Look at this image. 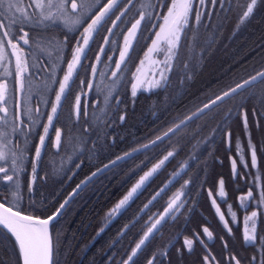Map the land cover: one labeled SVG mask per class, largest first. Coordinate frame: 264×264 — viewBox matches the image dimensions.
Instances as JSON below:
<instances>
[{"label": "trees", "instance_id": "obj_1", "mask_svg": "<svg viewBox=\"0 0 264 264\" xmlns=\"http://www.w3.org/2000/svg\"><path fill=\"white\" fill-rule=\"evenodd\" d=\"M149 1V4L144 7L145 19L142 28L129 56L130 60L128 61V71L135 63L150 36L149 26L151 22L163 9L159 8L157 0ZM149 5H156L155 10H153V8ZM262 5L263 9L261 8ZM257 6H259L256 9V11H259L258 14L252 19L248 20V23L244 26V29H242L241 32H238L237 34H232L235 20H232L231 22H229V24H227L224 19L220 20V17L219 20L217 19L216 15L218 13L216 12L215 15L211 16L210 21L206 23H202L200 25L197 24L196 26H193L192 24L186 26L177 48L176 57L174 59L173 67L169 75V83L166 84L165 87H157L149 93L140 92L135 98L131 100L128 97V72L125 76V87L123 88V90L114 91L108 86L105 87L98 83L93 87V90L91 92V98L88 101L89 116L86 119H84L82 116L79 119L74 118V115L72 113V101L75 96L76 89L72 87L54 123V126L59 127L61 130V142L59 148L55 150L51 145L53 140V129V132L48 137V146L42 157L46 163L44 164V167L42 165V167L40 168L41 172H39L38 180L39 183L42 182V187L44 190L39 192L38 196H36V198L40 200L39 206L41 208L35 209L34 207H31L32 200H25L24 197H21L19 200H11L12 198H10V194L14 188L12 185H8L6 188L4 186L5 182L3 181H0V199L3 201H5L6 199V202L12 206L19 207L23 210L24 208H27L26 210L44 215L52 211L56 207L60 196H63L76 181L86 175L94 167L115 156L116 154L124 150L126 151L132 146L145 141L149 138L148 133H150V136H153L163 129L169 127L170 124L196 108L199 104L225 89L228 84H230L229 77L234 74L235 71L240 69L239 66L242 67L246 65L248 62L252 61L253 58L255 59L258 56L257 54H253V58L250 57L246 60H243L246 54L250 53L252 46H256L258 42L264 39V0H259ZM137 10L138 9L136 8L131 9V12L135 14ZM5 15H7L6 12ZM149 15L154 18L148 19ZM214 24H216V29L214 32L225 33L223 40L228 43V46L221 49L220 51L215 52L212 50V52L209 53V49L211 50L213 47L211 46V43L209 42L201 47L197 43V40L200 39L201 33H203L202 39L205 37L204 35L209 34V32L205 31H210L211 28H208V30L206 29L204 31L202 30L204 26L208 25V27H211V25ZM29 26L30 25L26 26L25 28H29ZM17 33L18 31L16 29V34ZM31 36L34 39L43 38V36L40 37L39 35L35 34L33 29L31 30ZM99 37L100 34H98L96 39L94 40L93 46L88 53V57L92 55L93 50H96ZM116 37L119 39L120 35H117ZM28 40V45H24L23 43H21L24 49V52L22 54L26 58L28 65L27 71L24 75L26 76V79L24 80V89H30L33 92L42 89V86L38 85L39 83L34 87L32 85H28L30 81L32 82V79L35 81L40 80L35 74L38 70L42 69L44 76L41 75V80L47 81V84L44 90L39 93L41 94L40 100L46 102V100L48 99V92L51 84L49 76L54 75L56 77V75H58L62 70L64 61L67 58L70 47L73 43V37H68L61 43L53 46V48H46L48 50L41 53L38 46L36 45L41 44L40 40L36 44L34 43V41L30 40L29 36ZM44 40L45 39H41V41ZM212 40H214V38H212ZM217 43L218 42H216V44ZM44 44L45 43H42L41 45ZM26 46H29L30 48ZM178 66H180L182 70L178 71ZM82 68L83 66L80 68L79 72L82 70ZM14 71L15 68L12 66L11 72L7 76V80H9V95L6 97L5 105L8 108V115L10 119L15 114ZM83 75L87 80L86 76L88 75V68L85 63ZM239 79L241 78L238 77L237 80ZM103 82L106 83V85H109L111 80H109L107 75H105ZM259 83L261 84L257 87L251 88V91L253 93L250 95V100L246 104L248 115L247 128L242 123L241 117L239 115L230 117V112L233 111L237 105L241 106L243 104V102H240L238 104V101L241 99V95L239 93H236L230 98H226L223 103H219L213 108L203 112L200 116L204 118L197 124L192 123L190 125L191 129L185 133H196L197 138L194 142L195 145H197L199 141L204 138L203 131L201 132L200 130L207 129L205 128L206 123L220 126L223 129L228 128L231 132L230 141L232 149L230 151L235 156H238V158L240 159V154L236 152V149L234 147L236 143L242 144L244 146V150L246 151L248 164H250L249 148L250 146H255L256 155L259 162H264V107H262L264 106V80H259ZM77 89L79 90V86H77ZM107 92H112L114 97L116 94H122L118 109L113 110L116 120V123L114 124L115 126L111 127V130L108 132L99 131L96 138H99L101 136L104 137L100 138L101 141L99 143V146L102 148H98V150H100L102 154L95 157L93 155L92 160L89 162L92 164V166L86 169V166L84 164L82 166L78 165L74 171L75 175L72 176L70 181H67V183H65V180L67 179V168L71 164L70 160L82 155L81 150L84 148V137L86 131L84 127L95 117L94 110L96 109V107H94L95 105L92 104V100L97 95L100 99L102 95ZM26 97L29 100V96L27 94ZM32 97L33 96H30V100L33 104V108L30 106V102L28 108H32L33 112L31 114L28 113L26 116L25 114L22 115L25 124L31 127V131L25 132L23 134H14L11 143L7 144L11 145L14 143V145L17 146L21 155L22 164L25 166V168L19 169V176L15 173L16 186L19 187V185H21L22 191L28 183L27 174L28 167L30 166L31 161L32 145H22L19 143V141L33 144L36 141L38 134L40 133V129L43 123V119H41L42 115L39 118L37 117V114L35 112L37 103L34 101V99H32ZM194 99V103L191 106H188ZM130 103H137V105L134 109L130 110V108H128ZM252 103L256 104L258 108L254 113L251 109H248V105ZM138 104L140 106H138ZM242 106H244V104ZM43 107L44 105L40 104L41 114L44 111ZM122 112H124V119L126 121H120ZM237 113H240V109H238ZM29 115H31L32 120L35 121V124H32L29 121ZM142 116H147V118L146 120L140 122ZM1 126L2 125H0V127ZM117 127L121 129L119 132L116 131ZM133 131V137H130V139H128L129 133ZM246 133H250V138L248 135H246ZM7 135L8 132L4 136L7 138ZM109 135L112 136L111 140ZM223 135L219 142L222 147L215 149L212 152L213 155H219L222 152L224 155L226 154L227 150L225 149V136ZM119 136L121 137V139H119ZM187 143L189 142L187 141ZM157 147L158 149L161 148V150L157 151ZM167 147L173 148L174 155L182 154L180 153L182 152V148L180 147V145L175 144L174 141L171 140L169 144L166 141L159 142L156 145L143 150L142 152H139L138 154L125 158L124 160L116 163L112 167L98 174L85 186H89L91 182H94V185L97 187L99 192L102 187L106 185L105 189L102 190L99 195H105V197L107 198L105 207L107 206L108 208L124 192L130 181L136 177L140 170H142V168H144V166L148 162H152ZM86 150L89 153H94L93 148H91V150L87 148ZM200 162L201 164L196 169V173H192L190 171L187 172L192 178H190L191 182H193L192 189L195 182L200 181V176L203 175V165H207L208 168L210 167V170L212 169V172H210V178H212V180L214 179V184L219 174L223 177V179L225 177V180L228 183L229 168L226 167L227 162L225 159H221V161H219L218 158H207L206 156H203L202 158L197 160V163ZM136 163H138V165ZM211 164H214V167ZM165 168L166 167H164L163 169L165 170ZM164 174H167V172L164 171L154 176V178L149 183L152 185V188L160 182ZM41 175H44L43 178L45 179V181L41 180ZM61 183H64V186L61 188L62 190L54 191L55 187L60 185ZM110 183H112L113 186L109 185ZM247 184L248 183L243 182V185ZM189 186H187V188H189ZM45 190L48 192H46ZM17 191H15L14 194L18 193ZM168 191L169 190H166V192ZM202 193H205V189L202 191ZM2 194H5L6 197H3ZM54 195H57V197H55ZM234 195L235 194H233L231 198L235 199ZM159 198L157 200H161ZM186 206L187 205H185L184 207ZM246 211L248 212V210ZM246 211H243L245 215L248 214ZM257 211L258 216L256 218V240L261 239L264 241V204L258 205ZM244 213L240 214V221L237 229L235 228V225H233L232 233L230 235H226L223 226L217 220L215 221L216 244H219L221 247H223L219 236L222 234V236L228 243V246L231 245V247L235 249L233 250L237 253L238 256L241 257L244 255L253 257L254 255H256L258 257V249L264 247V244L230 243V238L233 236H236L240 240H242L241 227L243 224V219L245 217ZM132 214L133 205L128 211H126L124 215H122V217L130 219L132 217ZM55 225L56 224L54 223V228ZM62 229L63 231H66L68 237L70 231L73 230V225H69L68 222L65 221ZM82 232L84 234V230ZM0 237L7 243V248L8 250H10V254L7 253L3 244L0 243V264H20V255L13 237L10 236L3 228H0ZM71 242L72 241H70V244ZM73 244H79L78 238H75L73 240ZM68 247L69 245H65L66 250H68ZM1 255L3 258L1 257ZM62 256L63 254L61 253V257ZM70 259V256L65 257L63 259V264H72L73 260ZM173 264L180 263L173 262ZM186 264H190V260L187 261Z\"/></svg>", "mask_w": 264, "mask_h": 264}, {"label": "snow or ice", "instance_id": "obj_2", "mask_svg": "<svg viewBox=\"0 0 264 264\" xmlns=\"http://www.w3.org/2000/svg\"><path fill=\"white\" fill-rule=\"evenodd\" d=\"M118 0H107V3L102 5L99 9L98 14L91 18L92 10L100 4V0H29L27 7L23 6V0H0V60H3L4 54L6 52L5 45H7L11 50V55L14 57V67L16 74L20 77V90H24V75L27 71L28 65L26 58L22 55L24 49L20 47V42L24 45L29 44L28 32L24 31V28L33 23L35 24H45L53 23L57 21L63 22L65 24H70L72 27L79 28L81 24L84 23L86 18H91V22L83 28L81 35V40L77 41V45L71 55V59L66 63V71L62 75V79L57 81L54 75L49 76V80L57 85V90L54 92V100L49 105L47 102L40 100V93L33 94L32 99L37 103L35 112L39 118L42 114L40 113V104H43L45 108H49L50 111L46 116V124L42 127L43 134L39 136L38 144L39 146L35 149V158L39 159L41 155V149L45 145V138L48 135L49 128L53 125L54 119L57 118L58 109L61 107L62 100L66 97L67 92L70 88V82L73 80L74 73L77 67L80 65L81 57L84 53V48L88 45L89 39L92 37L94 32L98 31L101 22L105 20V17L112 12L113 8L116 6ZM257 0H251V3L247 6L246 11L243 13V18H247L249 14L253 12V8ZM194 3H198L200 8L195 12V22L198 24L201 19L202 10L205 7L206 0H171L170 6L167 7L166 15L159 17L162 19L163 24L159 26V31L155 34V39L152 41L151 47L148 48V52L151 53L157 50L158 43L163 42L167 45V51L171 54L173 49H176L179 45L181 39V33L184 28L188 25L190 16L193 12ZM211 3L215 5L216 0H211ZM157 4L160 8L165 7L164 0H157ZM155 10L156 5H149ZM127 11V9H125ZM5 12L7 15H5ZM124 12H121L116 19L119 20L120 16H123ZM149 15L148 19H153ZM145 19L143 13L140 14V18L136 20L135 23L131 25V28L127 30V34L123 37V44L119 50V59L112 65L114 71L111 72L112 77H117V73L122 71L121 65L125 64L126 57L128 56L129 50L132 48V42L136 37V33L139 29L140 23ZM113 27H116L113 23ZM19 29V35L16 34V29ZM111 34V33H110ZM17 42H13V40ZM107 43V40L105 41ZM101 52L103 49L100 50ZM171 55L164 60L163 67L160 69V78H165V73L171 71L170 64ZM11 63V61H8ZM96 62L99 63V57L96 58ZM143 64V61H141ZM141 69L137 68L136 73H140ZM92 76L96 75V68H91ZM31 75V74H30ZM37 78L43 75V70H38L35 74ZM257 78L264 80V72L258 73L257 76H253L251 80H245L243 84H237L236 87L231 88L229 91H225L223 95L217 96L212 100V104H217V101L223 103L225 98H230L232 94L237 92V89H242L245 85L251 84ZM136 82L132 84V95L135 96L137 90V83L140 82L139 76H135ZM84 82L81 81V84ZM157 85L159 81H154ZM93 85L89 83L87 89L92 90ZM83 91V89L81 90ZM7 86L6 83H0V125H9L7 138L3 133H0V181L12 182L14 183V176L17 169V162L20 157L17 153L11 149H7V144L11 143L14 134H23L25 132H30L31 127L26 125L24 120L21 119L19 115H15L10 119L8 115V108L5 105ZM85 101H87V92L84 94ZM107 102V101H106ZM119 103V101H116ZM95 104V101H93ZM209 104H205L204 108H209ZM204 108L199 111L202 113ZM81 111V95L75 96L74 101V116L79 117ZM26 112L31 114L33 112L32 108H27ZM84 114L87 116V103L84 105ZM197 115V113H193ZM192 117H188L191 119ZM29 121L35 124L32 120L31 115L28 116ZM183 123V121L181 122ZM243 123L247 128V117L245 115ZM181 125L178 124L176 127L179 128ZM170 131H175V129H170ZM168 135V133H165ZM230 137L231 133H227ZM250 138V133H246ZM55 141L57 147H59L61 142V131H55ZM155 143V141H153ZM147 147V146H145ZM7 149V150H6ZM238 152L241 153L240 159L242 166L247 168V161L242 157V150L238 148ZM251 163L255 167L258 164L255 146H250L249 148ZM173 153L169 152L162 160L159 161L150 171L146 172L134 187L121 199L117 205L112 209L110 215L116 214L122 207L128 204V202L133 198L139 189L145 184V182L155 173ZM233 168V178L236 174V158L232 161ZM11 169V171H10ZM35 167L33 168L32 181L35 180ZM180 174L177 173L176 177ZM173 177V179H176ZM171 183V181H170ZM186 187V184H185ZM164 189H161L163 191ZM183 193H177L173 199H171L165 208L164 212L154 219L147 227L146 232L143 237L136 244L135 249L132 250L131 255L128 260L136 256L137 251L149 240V237L153 235L154 231L158 232V225L165 220L166 217H170L175 211L179 209L183 201H180V196ZM211 194V193H210ZM157 196L160 195L159 192L156 193ZM226 190L224 186V180L221 178L218 182V197L223 202L226 200ZM261 201H264V190L259 192ZM156 197L154 196L153 199ZM249 198H253V192L249 190L247 195L239 196L238 201L242 210H247V201ZM180 201V203H178ZM67 203V201H65ZM151 203V201H149ZM212 203L215 205L216 200L213 199ZM64 207L63 204L60 206ZM147 207V205H145ZM229 216H235V213L231 210V205H228ZM216 211L220 213L219 206L216 207ZM60 215L59 210L52 216L46 219H41L38 216L26 215L21 210H14L12 206H8L6 199L5 202H0V228H3L9 235H11L16 242L18 252L21 258V264H53V244L51 239V233L49 231L50 222L54 221L56 217ZM258 216L257 211H252L251 215L244 217V230L243 239L246 243H251L256 240V218ZM220 219L227 226V220L224 218V214L220 213ZM251 224V226H249ZM229 231H231L229 229ZM206 237L208 239L212 238V233L207 227L203 229ZM199 239V237H197ZM194 241L192 239H185L184 245L186 250L191 251L193 249ZM226 246V245H225ZM260 256L258 264H264V249H258ZM235 259V257H233ZM204 260L207 261L208 257L205 256ZM151 264V261L149 262ZM235 264H240L239 260H235ZM252 264H257V256L252 257Z\"/></svg>", "mask_w": 264, "mask_h": 264}, {"label": "flooded vegetation", "instance_id": "obj_3", "mask_svg": "<svg viewBox=\"0 0 264 264\" xmlns=\"http://www.w3.org/2000/svg\"><path fill=\"white\" fill-rule=\"evenodd\" d=\"M121 1L123 3H126L128 0H121ZM208 1L211 2V0ZM247 1L248 0H216V2H218L221 5L222 10L224 11L225 14L224 18L226 19L227 17H229L230 20L241 22L242 23L241 29H244V26L248 23V20L252 19L259 12L256 11V9L259 6H256L254 8V11L251 14H249L247 18L240 19ZM149 2H150L149 0H133L130 8L135 9L138 7L147 6ZM198 9H199V4L197 5V3H194L193 12L191 14L193 18L195 16V12ZM116 45H117V40H113V48L111 49L112 54L107 59V65L102 66L100 68V73H102L111 63L116 51ZM253 54H257L258 56L260 54H264V39L258 42L256 46H252L250 53L246 54L243 60H246L250 57L253 58ZM85 63L86 64L89 63V60H85ZM128 66H129V62H126V64L122 68V71L120 72L121 77L116 85V88L119 90H123V88L125 87V80L123 74L128 69ZM262 67H264V60L254 69L239 71L240 72L239 77L242 80H245L248 77H250L253 73L260 70ZM239 68H241V66H239ZM259 80L261 79L257 78L251 84L247 85V88L251 89L260 85L261 83H259ZM93 105H95L94 107L97 108V103L95 104L93 103ZM120 121H126L124 119V112H122V117L120 118ZM180 147L183 148V146ZM159 150H161V148ZM167 150L169 149H166L162 153H165ZM184 160L188 161V166H187L188 171L192 172L195 169L194 173H196V168H198V166L200 165V163L197 164V158H193L192 161H189L190 158L188 156H184V154L172 155L171 158L166 162L168 166V170H166V172L171 171V167L173 169L176 168ZM206 166L207 165H203V169H202V172L206 173V176L204 177V179L202 178L203 175L200 176V181L197 182L199 184V187L187 190L184 193V196L187 197V201H186L187 206L179 209V211L177 212V214H175L174 217L172 218L171 216L166 217L165 220L162 221L160 225H158L159 231L158 232L154 231L153 235L149 237V240L145 242V244L141 247L139 251H137L136 256L132 257V259L129 260L128 263L126 264H149L150 261L151 264H173V262L186 264V262L189 260H190V264H214L213 261H214L215 252H218L217 264L233 263L230 255L232 253H235L234 252L235 249L231 247V245L227 246V251H229L231 254L229 255L225 251L224 256L221 257L222 249L219 245H215V221L216 218L218 219V217L211 205L210 199L208 200L207 194L202 193V191L204 190L202 185L204 183H206L205 187L211 188L208 185L210 182H211L210 185H212V178L207 176V171L205 170ZM238 169H239V165H238ZM185 171L179 176L180 178L184 175ZM186 180H188V183L190 182L189 178H184L183 182H185ZM180 182L181 180L178 181V185L180 184ZM94 187L97 193L102 192V189L98 192L97 187L96 186ZM87 188L89 193L88 186H85V193L87 191ZM176 188L177 186L176 187L174 186V189ZM211 189L214 192L215 186ZM153 190L154 188L152 189V185L148 184L147 188H143L130 201V203L128 204V208H130L133 205L132 217L134 216L136 211L139 210L141 205L152 194ZM200 194L202 195V199H200ZM214 195L218 196L217 190L214 192ZM87 199H85L84 201H86ZM156 200L157 199H155L154 203L152 202L146 208L148 209L147 210L148 213L145 214L144 217L143 215L142 216L139 215L138 217H136L132 229H128L129 228L128 227L127 229H125L124 232L118 233L115 242H112L110 244V246L112 247L109 246L102 250H99V247L94 249V247L90 243L95 239V233L92 235V231L95 229L96 225L100 227L99 226L100 223L105 218L103 217L104 209L100 207L96 212L93 213L91 212L92 213L91 214L90 213L91 209H89L87 205L84 203V205H86V207L84 208V213H86L87 221H89V223L84 225V255H85L84 264H91L90 261L86 260L85 258L86 256H88L90 259H100L102 257L104 260V264H124L125 261L128 259V257L131 255L132 250L135 249L138 236L142 235L145 229L148 226H150V223L154 221L157 214L162 209L161 207L163 204V200L162 201L159 200L156 201ZM219 201L222 202L220 199ZM228 205L230 204L226 203L223 205V212L225 215L228 216V218H230V220L235 225V228L237 229L239 210L234 209V207L231 205V210L235 213V216L230 217ZM108 210L109 208L106 209V212ZM153 212L154 214H152ZM123 223L124 221L121 222V224L118 226L117 229H115V227H110L109 229L108 227L104 228L103 231L108 229L107 233L105 234L99 233L96 236L99 239L98 241L99 244H104L106 239L112 237L116 231H119ZM204 226H206L208 230L212 233L211 239H208L205 233L203 232ZM197 237H199V239H197ZM185 239H192L194 241L193 249L191 251L186 250V247L184 245ZM260 242H261L260 239L255 240L254 242L251 243H246L245 241L240 240L236 236L230 238L231 244H260ZM78 246L79 244L76 245L74 244V248L75 247L78 248ZM226 254L228 256H226ZM205 256L208 257L207 261L204 260ZM238 258L240 260H242L243 258L247 263L252 262L251 256L243 255L241 257L238 256ZM258 259L259 257H257V260ZM78 260L79 259H77V261ZM77 261L75 263H77Z\"/></svg>", "mask_w": 264, "mask_h": 264}, {"label": "rangeland", "instance_id": "obj_4", "mask_svg": "<svg viewBox=\"0 0 264 264\" xmlns=\"http://www.w3.org/2000/svg\"><path fill=\"white\" fill-rule=\"evenodd\" d=\"M261 8L263 9V5H262ZM217 19L219 20V17H217ZM231 21L232 20H230L229 17H227L225 19V22L227 24H229V22H231ZM59 24L61 25L62 22H59ZM56 27L59 30H61V28H59L58 26H56V25H54L53 23H50V22L45 23L43 25H41V24H32V25L29 26V28H26V29H27L28 36H29L30 40L34 41L35 44L39 40H40L41 44L48 42V48H50V47L54 46L52 44L51 40L55 39L57 33L54 34V36H51L50 38H48L49 37L48 28H56ZM33 28H37L40 31V33L42 34L43 38L34 39L31 36V30ZM208 28H211L210 31H205L206 29L208 30ZM241 28H242V23L239 22V21H235L233 29H232V34H237L238 32L240 33L241 30H242ZM215 29H216V24L211 25V27H208V25L204 26L202 28V30H204L205 32H209V34L208 35H204L205 37L202 39L203 33H201L200 39L197 40V43L201 47H203L205 44H207L209 42L211 43V46H213V47H212L211 50L209 49V53H211L212 50L215 51V52L216 51H220L221 49L226 48L228 46V43L223 40V38L225 36V33L224 32H221V33L220 32H214ZM158 31H159V29H158ZM42 36H40V37H42ZM210 36H213V37H210ZM212 38H214V40H212ZM41 39H46V40L41 41ZM154 39H155V36H154ZM216 42H218V43L216 44ZM151 44H152V42L150 43L148 48L151 47ZM148 48H147V50L145 52L144 57L141 60V61H143V64H141V62H140L138 64V66H137V68L141 69L140 73H136L135 72V76L138 75L139 79H140V82L137 83V89L149 88L150 86L156 85V83H154V81H159V83H161L164 79L160 78V74H159L160 73V69L163 67L164 60L166 58H168L170 55H171V58H172L173 53H174V49H173L172 53L170 54L167 51V45L165 43H163V42H159L157 50H154L151 53L148 52ZM129 60H130V58H128L126 60V62H128ZM263 60H264V54H260L255 59H253L252 61L248 62L246 65L242 66L239 70L235 71V73L232 74L229 77V81H232V80L238 78L239 75H240L239 71H246V70L254 69ZM8 61H11V63H9ZM170 61H171V59H170ZM11 64H14V57L11 55V50H10L9 54H8V52L6 50L3 60H0V83H6V86H7L6 94L8 93V90H9L8 82H6V81H7V76L11 72ZM177 70L180 71V70H182V68L180 66H178ZM135 76H134V82L133 83L136 82ZM226 78H228V77H226ZM23 79L25 80L26 76H24ZM36 84H38L39 86L41 85L42 89L39 90V91H35V92H33L30 89H26L25 93L28 96H33V94H37L39 92H42L44 90L46 84H47V81H42V80L35 81L34 80V81L28 83L29 86L32 85L33 87L36 86ZM94 101H95V103H97V108L94 110L95 117L92 119V121L88 122V124L84 127V129H86V131H85V137H84V148L81 150L82 155H80L78 157H75V158H72L70 160L71 164L67 168L68 169V171H67V179L65 180V183H67V181H70L72 176L75 175L74 171H75V166L76 165L82 166L84 164L86 166V169L92 166V164L89 163V162L92 160L93 155L95 157V156H98V155L102 154L101 151L98 150V148H102V147L99 146V143L101 141L100 138H104V137L101 136L99 138H96L98 133H99V131L108 132V131L111 130V127L115 126L114 124L116 123V120H115V115L113 113V106H114V104H113L114 103V95H113V93L112 92H107V93L103 94L102 97L99 100L95 99ZM194 101H195V99L188 106H191L194 103ZM136 105H137V103H130L128 108H130V110H132V109H134L136 107ZM138 106H140V105L138 104ZM232 115H233V111L230 112V116H232ZM146 118H147V116H142V118L140 119V122L146 120ZM205 128H207V129H203L202 131H203V137L209 141L208 142L209 145L207 146L208 150H209V152L207 154V158L214 157L216 159L218 158L219 161H221V159H225L226 162H227L226 167L228 168V162H229L230 154L228 153V149L226 147H225V149L227 150V152H226L225 155L223 154V152L220 153L219 155H216V154L213 155L212 154V152L215 149H218V148L222 147V145H220L219 142H220V140L222 138V135L224 133V129L222 127H220V126L212 125L211 123H206ZM120 130L121 129H119L118 127L116 128L117 132H119ZM133 133H134V131L129 133L128 139H130V137H133ZM148 135H149L148 139H152V137H154L156 134L153 135V136H150V133H148ZM109 137L111 138L112 136L109 135ZM196 138H197V134L196 133L189 132V133L181 134L180 136L173 137L172 141H174L175 144L183 146L182 152H180V153H182V154H184V156H186V155H190L191 154L192 146H195V148L198 149L200 144H202L204 142V138H202L199 141V143L197 145H195L194 141H195ZM119 139H121L120 136H119ZM187 141L189 143H187ZM216 141H217V143H216ZM87 148L89 150H91V148H93L94 149V153H89L86 150ZM238 148H239L238 144H236L235 145L236 151H238ZM157 149H158V147H157ZM135 154H138V152L134 153L133 155H135ZM160 160H162V159H159L157 161H153L151 166H150V168L148 167L149 169L148 168H143L141 173H140V175H139V179L146 172L150 171L157 163H159ZM86 162H87V164H86ZM136 164L138 165V163H136ZM211 165L214 167V164H211ZM161 168H162V166L156 171V173H158L159 170H161ZM171 170H172V172H174V169L172 167H171ZM194 170L192 171V173H194ZM205 170L207 171V176L211 177L210 176V172H212V169L210 170V167L208 168V166H206ZM249 172H250V170L247 171V173H249ZM205 176H206V173L203 172V179H204ZM251 177H253V176H251ZM139 179L133 184V187L139 181ZM41 180L45 181L44 178H42ZM46 182H47V180H46ZM218 182H219V180L216 183V188L218 187ZM210 184H211V182L209 183V185ZM8 185H12L13 188H14L11 191V194H10V198H12L11 200H14V199L19 200L21 197H24L25 200L26 199L32 200L31 207H38L40 205V200L38 198H36V196H38L39 192L44 190L43 187H42V182L39 183V181H37L35 185L27 184L23 191H22V186L21 185H19V187L16 186L15 180H14V183L5 182L4 186L6 188H7ZM109 185L113 186L112 183H110ZM63 186H64V183H61L60 185L55 187L54 191L62 190L61 188ZM94 186H95L94 182H91L89 184V186H88L89 187V193H88V188H87V191L85 193V184H83L81 186L82 187V191L80 193H75L74 194V200L71 202L72 207H70V205L67 207V212L65 213V215L63 216L62 221L60 222L59 227L61 229H55V231H54L55 243H54V255H53V259H54V263L55 264H63V262H64L63 259L65 257H69V256L73 260L72 264H84V256H85L84 255V234H83L82 231L84 230V225L89 223V221H87L86 213H84V208L87 205V207L89 209H91L90 213L91 212L93 213V212H96L98 210V208H100V207L102 209H104V207H105V205L107 203V198L105 197V195H101L100 196L99 193H97L95 191V187ZM105 186L102 187V190L105 189ZM197 187H199V184L195 183L193 188H197ZM71 188L63 196H60L59 201H61L70 192ZM167 190H169L168 191L169 195H170V197H172V194L175 192L174 185L168 187ZM261 190L262 189L260 188L259 191L257 192V197H256V201L259 202L260 204H262L264 202V201H261V198L259 196V192ZM15 191H17L18 193L14 194ZM46 192H48V191H46ZM33 195H34V197H33ZM2 196L6 197L5 194H2ZM87 196H88V199H90V200L87 199ZM55 197H57V195ZM78 199H80V200L78 201ZM85 199H87V200L84 201ZM200 199H202V195L201 194H200ZM84 203L86 205H84ZM229 204L233 205L232 202H229ZM106 208H107V206L105 207V209L103 211V217H105L106 214H107ZM24 210H26V209L24 208ZM65 221L68 222L69 225H73V230L70 231V233L68 234V237H67L66 231H63V229H62V227L65 224ZM118 221H120V219ZM118 221H116V222H118ZM116 222H115V220L112 221L107 226L108 229L110 227L116 226V224H115ZM128 223H129V221H128ZM249 226H251V224ZM108 229L105 230V231H102L101 234L107 233ZM94 233H95V230L92 231V235ZM117 234H118V231H116L115 234L113 235L115 237L112 236V237L106 239L104 244H99L98 237H95V239L90 244H92L94 249L99 247V250H102V249H104L106 247H109L112 242H115V240L117 238ZM142 235L138 236L137 241H139L141 239ZM75 238H78V243L80 244L78 246V248L75 247L73 249L70 248L69 250H66L65 245H69L71 247L73 244H70V241H73ZM0 243L3 244V246L6 249V252L9 253L10 250H8V248H7V243L1 237H0ZM82 244H83V246H82ZM85 244H87V243H85ZM110 247H112V246H110ZM63 249H64V253H63ZM61 253L63 254L62 257H61ZM1 257H2V255H1ZM85 258H86V260L90 261L91 264H104V260H103L102 257L100 259H90L88 256H86ZM77 259H79V260L77 261ZM76 261H77V263H75Z\"/></svg>", "mask_w": 264, "mask_h": 264}, {"label": "water", "instance_id": "obj_5", "mask_svg": "<svg viewBox=\"0 0 264 264\" xmlns=\"http://www.w3.org/2000/svg\"><path fill=\"white\" fill-rule=\"evenodd\" d=\"M96 14H98V12L96 13ZM94 18V17H93ZM91 22V20L89 21V23ZM136 22V21H135ZM134 22V23H135ZM162 24H163V22H162ZM161 24V25H162ZM90 40V39H89ZM87 47V46H86ZM86 47L84 48V51H85V49H86ZM261 72H264V69L263 70H261L260 72H258V73H261ZM258 73H256V74H254V75H252L250 78H248L247 80H251V78L253 77V76H257L258 75ZM62 79V78H61ZM244 82V81H243ZM243 82L242 83H240V84H243ZM19 83V76L17 75V84ZM236 87V86H235ZM234 88V87H233ZM230 89H228V90H226V91H229ZM224 93V92H223ZM223 93H221L220 95H223ZM219 95V96H220ZM217 97V96H216ZM216 97H214V98H212L211 100H209V101H207L206 103H204L203 105H201V106H199L197 109H195V110H193L191 113H189V115H187L185 118H183L184 120L185 119H187L188 117H192V116H194L193 115V113H197V114H199L200 113V109H202V108H204V105L205 104H209L210 106L211 105H213L212 104V100H214ZM205 109H207V108H204V110ZM166 133V132H165ZM165 133H163L162 135H160L159 137H157V138H155V139H153V140H151V141H147L146 143H144V144H142V145H140V146H138V147H136V148H133V149H130V150H127V151H125V152H123V153H121V154H119V155H117V156H115V157H113L112 159H110L108 162H106L105 164H102L101 166H99L97 169H95V170H93L91 173H89L85 178H83L82 179V181L81 182H79L71 191H70V193H69V196L70 195H72L73 193H75L79 188H80V186L83 184V183H85L87 180H89L94 174H96V173H98L100 170H102V169H104V168H106V167H108V166H110V165H112V164H114L115 162H117V161H119V160H121V159H123V158H125V157H127V156H129V155H131V154H133V153H135V152H137V151H139V150H142L143 148H145V146H149V145H152V144H154L153 143V141H157L159 138H161V137H163L164 135H165ZM232 159H233V157L231 156L230 157V162L232 161ZM186 166H187V163L186 162H184V163H182V164H180L175 170H174V172H171V174L164 180V182L151 194V196L144 202V204L140 207V209L138 210V212L135 214V216H134V218L133 219H135L139 214H141L143 211H144V209L146 208L145 207V205H149L150 203H149V201H153L154 199H153V197L155 196V197H157V195H156V193L157 192H159V193H161L162 191H161V189H166V187L168 186V185H170L175 179H173V177H176V174L177 173H179V174H181L183 171H184V169L186 168ZM150 168V167H149ZM148 168V169H149ZM233 169V168H232ZM147 170V169H146ZM154 174V173H153ZM177 178V177H176ZM139 179V177L137 178V180ZM136 180V181H137ZM135 181V182H136ZM148 181V180H147ZM146 181V182H147ZM170 181H171V183H170ZM134 182V183H135ZM145 182V183H146ZM133 183V184H134ZM133 184L129 187V189L126 191V193L123 195V197L131 190V188L133 187ZM144 186V185H143ZM142 186V187H143ZM140 190V189H139ZM138 190V191H139ZM137 191V192H138ZM176 195V194H175ZM175 195H173L168 201H167V203L164 205V207L159 211V213L157 214V216H156V218H158V216L160 215V214H162L163 212H164V210H165V208L167 207V205H168V203H169V201L171 200V199H173L174 198V196ZM123 197L121 198V199H123ZM213 201V200H212ZM0 202H3V201H1L0 200ZM213 204V203H212ZM8 205V204H7ZM8 206H10V205H8ZM60 206H61V204H60ZM58 207L57 208V210H59V212L62 210V208L61 207ZM213 206L215 207V209H216V207H217V205L215 204H213ZM181 207V206H180ZM180 207H179V209H180ZM13 209L14 210H19V209H17V208H14L13 207ZM179 209L177 210V211H175L172 215H171V218L172 217H174L175 216V214H177V212L179 211ZM220 209V208H219ZM57 210H55V211H53V212H51V213H49V214H46V215H44V216H38L39 218H41V219H46L47 217H49V216H52L54 213H56L57 212ZM24 214H26V215H28V214H30V215H33V216H37V215H35V214H32V213H28V212H24V211H22ZM221 213V212H220ZM220 213H218L217 212V214L220 216ZM152 214H154V212L152 213ZM155 218V219H156ZM51 223V222H50Z\"/></svg>", "mask_w": 264, "mask_h": 264}]
</instances>
